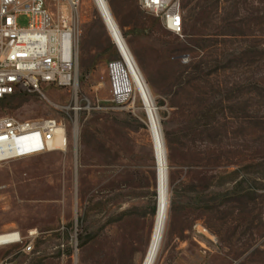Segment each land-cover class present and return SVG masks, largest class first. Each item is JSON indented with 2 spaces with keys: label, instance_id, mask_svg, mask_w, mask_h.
Returning <instances> with one entry per match:
<instances>
[{
  "label": "rangeland",
  "instance_id": "rangeland-1",
  "mask_svg": "<svg viewBox=\"0 0 264 264\" xmlns=\"http://www.w3.org/2000/svg\"><path fill=\"white\" fill-rule=\"evenodd\" d=\"M159 115L168 165L156 264H264V0H181L167 31L137 0H107ZM77 100L45 87L0 101V118L55 119L64 151L0 168V235L36 232L0 264H141L156 214L143 106L112 102L119 55L93 0H80ZM22 27L28 21L19 20Z\"/></svg>",
  "mask_w": 264,
  "mask_h": 264
},
{
  "label": "built area",
  "instance_id": "built-area-1",
  "mask_svg": "<svg viewBox=\"0 0 264 264\" xmlns=\"http://www.w3.org/2000/svg\"><path fill=\"white\" fill-rule=\"evenodd\" d=\"M137 1L140 10L160 19L167 31L182 35L181 0ZM79 4L80 0H0V101L21 94H38L45 87L73 92L77 100ZM63 8L68 15H63ZM21 18L28 21L27 27L19 24ZM115 64L108 67L111 97L117 107H122L132 96L117 85ZM61 130L65 131L64 125L50 118L26 121L0 118V166L63 151L67 145L66 131L63 147L56 145ZM8 234H16L17 239L0 247L21 246L25 253L33 251V232L27 239L19 233Z\"/></svg>",
  "mask_w": 264,
  "mask_h": 264
},
{
  "label": "bare ground",
  "instance_id": "bare-ground-1",
  "mask_svg": "<svg viewBox=\"0 0 264 264\" xmlns=\"http://www.w3.org/2000/svg\"><path fill=\"white\" fill-rule=\"evenodd\" d=\"M93 1L103 16L105 26L119 55V61L116 62L114 68V78L117 85L120 90L130 93L132 98L138 99L141 102L149 124L156 167V214L149 244L141 264H156L166 236L169 209L168 165L166 148L160 131L158 110L150 89L122 37L108 1ZM62 12L63 15H68L65 8L62 9ZM64 139L65 131L61 130L56 140V145L63 147L62 143ZM33 234L36 235V232H33ZM16 239V234L0 235V246L11 244Z\"/></svg>",
  "mask_w": 264,
  "mask_h": 264
},
{
  "label": "snow or ice",
  "instance_id": "snow-or-ice-1",
  "mask_svg": "<svg viewBox=\"0 0 264 264\" xmlns=\"http://www.w3.org/2000/svg\"><path fill=\"white\" fill-rule=\"evenodd\" d=\"M179 21L177 20V23H178Z\"/></svg>",
  "mask_w": 264,
  "mask_h": 264
}]
</instances>
